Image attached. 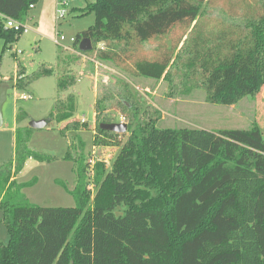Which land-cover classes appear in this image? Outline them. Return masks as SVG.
Wrapping results in <instances>:
<instances>
[{
  "label": "trees",
  "instance_id": "1",
  "mask_svg": "<svg viewBox=\"0 0 264 264\" xmlns=\"http://www.w3.org/2000/svg\"><path fill=\"white\" fill-rule=\"evenodd\" d=\"M36 2L0 0L5 47L22 34L6 26V18L22 22ZM209 3L95 0L81 8L96 19L77 34L74 46L79 49L81 40L90 38L93 49L84 54L116 70L102 74L97 84L94 146L120 150L111 168L104 160L89 161L79 133L87 125L74 119L77 97L74 92L58 96L49 120L67 122L60 131L73 134L66 158L77 164L71 190L77 205L39 206L29 201L22 191L26 183L16 176L27 158L52 157L29 146L31 127L18 126L16 162L0 168L1 221L9 232L8 242H0V264H264V134L259 123L212 130L165 127L162 110L132 87L165 81L168 96L200 89L207 102L223 105L261 92L264 7L234 17L245 27L223 20L224 30L205 34ZM18 69V75L26 73ZM52 73L44 68L17 86L23 89ZM77 81V74L64 73L59 92ZM113 110L125 118V133L101 129V123L114 122ZM25 118L24 112L18 114V123Z\"/></svg>",
  "mask_w": 264,
  "mask_h": 264
},
{
  "label": "rangeland",
  "instance_id": "2",
  "mask_svg": "<svg viewBox=\"0 0 264 264\" xmlns=\"http://www.w3.org/2000/svg\"><path fill=\"white\" fill-rule=\"evenodd\" d=\"M65 0H37L35 6L29 11L22 23L27 31L5 47V41L0 39V87L9 85L7 98L3 104V124L0 127V168L9 162H16L15 129L18 126L31 127V120L49 119V115L58 96L66 97L74 92L77 97V111L74 119L86 118L87 123L79 133L85 141L84 154L91 162L104 160L111 168L120 147L94 146L95 100L97 84L102 74L109 75L115 71L102 63L96 64L89 56L78 55L71 37H76L95 23L94 12L82 14L81 8L88 2L95 0H67L69 11L64 18L58 17L59 3ZM261 2V3H258ZM264 0H210L208 20L203 29L205 34L210 29L214 33L226 28L227 24H236L245 27V23L234 17H246L253 11H260L264 7ZM58 34L68 39L59 45L55 43ZM18 68H25L26 73L18 75ZM44 68H52L51 75H43L33 79L23 89L18 88L20 81L31 78ZM64 73L77 74V83L67 91L59 92L58 81ZM117 73V72H116ZM16 86V87H15ZM150 90H147V87ZM167 83L161 81L153 83H132L135 92L143 96L148 104H153L162 110L161 125L165 127H203L207 129L219 128H247L259 123L264 134V88L261 92L244 97L233 105H223L207 102L205 93L200 89L182 92L176 97L166 94ZM27 95V99L22 96ZM21 112L26 118L18 123L17 116ZM114 122H120L122 116L119 111H111ZM81 123V122H80ZM83 123V122H82ZM66 122L52 120L44 128H33L30 135L29 146L52 157L48 161H39L27 158L24 168L17 174V181L26 183L23 193L29 201L39 206L74 207L77 200L72 194L77 183V164L73 159L66 158L73 134L66 136L60 131ZM75 134V133H74ZM88 174L89 189L92 197L95 195L93 171L90 166ZM2 210L0 209V219ZM2 241L7 243L9 232L0 223ZM5 232V235H4ZM5 236V238H4Z\"/></svg>",
  "mask_w": 264,
  "mask_h": 264
},
{
  "label": "water",
  "instance_id": "3",
  "mask_svg": "<svg viewBox=\"0 0 264 264\" xmlns=\"http://www.w3.org/2000/svg\"><path fill=\"white\" fill-rule=\"evenodd\" d=\"M79 48L82 52H88L93 49V41L90 38L82 39ZM9 89V85L4 84L0 87V127L3 124V104L7 98V92ZM49 119H41V120H31L30 126L33 128H44L49 124ZM101 129L110 130L118 133H125L128 129V125L125 122H108V123H101Z\"/></svg>",
  "mask_w": 264,
  "mask_h": 264
},
{
  "label": "built area",
  "instance_id": "4",
  "mask_svg": "<svg viewBox=\"0 0 264 264\" xmlns=\"http://www.w3.org/2000/svg\"><path fill=\"white\" fill-rule=\"evenodd\" d=\"M69 2L67 0L65 1H62L59 3V7H58V17L59 18H64L66 16V14L68 13L69 11ZM31 7H34V5H32ZM6 26L10 27V28H13L15 31H27V28L26 26L20 22L19 20L15 19V18H12V17H7L6 18ZM68 38L63 35V34H58L55 38V43L59 44V45H62ZM75 37H71L70 38V41L71 42H75ZM99 48H103V44H100L99 45ZM78 55L81 56V57H86L89 56V59L92 60L95 64H96V67L99 66V65H102L101 62H99L94 56H90V55H86L84 54V52H82L80 49L77 51ZM23 99H27L28 96L27 95H23L22 96ZM81 121L84 123V122H87L86 118H82ZM121 122H125V118L122 117V120Z\"/></svg>",
  "mask_w": 264,
  "mask_h": 264
},
{
  "label": "crops",
  "instance_id": "5",
  "mask_svg": "<svg viewBox=\"0 0 264 264\" xmlns=\"http://www.w3.org/2000/svg\"><path fill=\"white\" fill-rule=\"evenodd\" d=\"M92 2H93V1H92ZM85 6H86V5H85ZM79 49H80V48H79ZM149 82H150V81H145L144 84L149 83ZM150 83H151V82H150ZM146 87H147V86H146ZM147 90H150V89L147 87ZM66 123H67V122H66ZM1 222H2V221H1V219H0V223H1ZM2 223H3V222H2ZM0 229H1V228H0ZM1 231H2V230H0V233H2ZM4 235H5V232H4ZM4 238H5V236H4ZM2 239H3V237H1V235H0V242H3Z\"/></svg>",
  "mask_w": 264,
  "mask_h": 264
}]
</instances>
